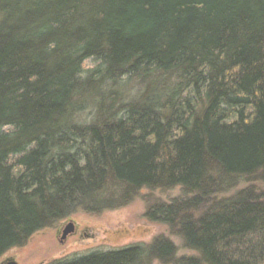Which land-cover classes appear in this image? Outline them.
Listing matches in <instances>:
<instances>
[{
    "label": "trees",
    "instance_id": "16d2710c",
    "mask_svg": "<svg viewBox=\"0 0 264 264\" xmlns=\"http://www.w3.org/2000/svg\"><path fill=\"white\" fill-rule=\"evenodd\" d=\"M262 185L264 0H0V257L179 188L144 218L194 255L161 235L51 264H264Z\"/></svg>",
    "mask_w": 264,
    "mask_h": 264
},
{
    "label": "rangeland",
    "instance_id": "374dc122",
    "mask_svg": "<svg viewBox=\"0 0 264 264\" xmlns=\"http://www.w3.org/2000/svg\"><path fill=\"white\" fill-rule=\"evenodd\" d=\"M88 64L89 62L86 66ZM130 90L129 95H133L132 91L135 92L136 88L132 86ZM83 119L86 122H93L95 116L88 111ZM261 187L264 189V185ZM180 193L181 190L178 188L166 192L156 191L152 194L145 191L143 196L150 194L156 199L169 202ZM143 196L121 209L106 211L100 215L75 214L54 227L43 229L34 234L24 247L6 252L0 257V264L11 261L18 264H51L56 260L81 256L97 250H118L136 244L150 245L161 235L176 243L179 256L194 255V252L183 248L182 242L170 234L168 227L151 223L144 218L146 206ZM70 222L75 224V232L62 241L63 230ZM153 264L162 263L154 261Z\"/></svg>",
    "mask_w": 264,
    "mask_h": 264
},
{
    "label": "water",
    "instance_id": "95a60500",
    "mask_svg": "<svg viewBox=\"0 0 264 264\" xmlns=\"http://www.w3.org/2000/svg\"><path fill=\"white\" fill-rule=\"evenodd\" d=\"M74 232H75V224L73 222H70L63 230L61 240L65 241ZM7 264H18V263L16 261H11L8 262Z\"/></svg>",
    "mask_w": 264,
    "mask_h": 264
}]
</instances>
